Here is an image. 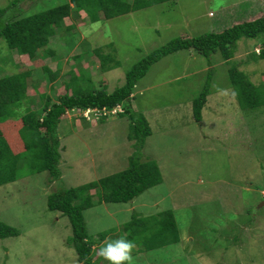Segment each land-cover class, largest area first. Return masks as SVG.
<instances>
[{
    "label": "rangeland",
    "instance_id": "rangeland-1",
    "mask_svg": "<svg viewBox=\"0 0 264 264\" xmlns=\"http://www.w3.org/2000/svg\"><path fill=\"white\" fill-rule=\"evenodd\" d=\"M67 1L0 0V10H7V19L17 18ZM135 3L131 6L140 1ZM262 15L264 0H167L108 18L99 12L94 21L83 10L73 12L64 26L74 27H61L34 59L10 49L0 37V76L30 72L20 89L24 96L18 92L24 100L20 111L30 106L36 113L48 96L57 101L71 94L75 79L88 89L112 92L146 56L173 39L220 32ZM5 20L0 16V26ZM263 46L264 35L244 37L229 60L220 52L209 59L193 48L179 50L139 78L130 114L87 119L82 111H68L58 128L61 177L50 180L47 171L28 175L23 167L20 179L0 185V220L20 231L0 238V264H83L69 242L68 216L49 210L48 196L127 168L134 151L128 137L131 114L149 121L152 134L143 159L159 163L163 182L126 203L99 202L91 190L95 206L84 215L89 238L96 241L94 260L108 263L97 255L99 248L127 233L124 224L134 212L148 216L172 209L180 241L149 251L138 245L132 264H264V106L241 109L229 78L235 66L255 84H264V60L258 58ZM210 73L199 122L193 101ZM22 124L21 117L1 124L17 150L24 148ZM110 229L115 231L99 240L100 232Z\"/></svg>",
    "mask_w": 264,
    "mask_h": 264
},
{
    "label": "trees",
    "instance_id": "trees-1",
    "mask_svg": "<svg viewBox=\"0 0 264 264\" xmlns=\"http://www.w3.org/2000/svg\"><path fill=\"white\" fill-rule=\"evenodd\" d=\"M140 1L139 5L131 6L133 2ZM68 0L47 10L20 16L17 18L6 17V9L0 10L1 18L5 22L0 26V37H3L9 48L19 54L28 55L34 59L41 56V50L50 44L51 38L63 29L65 19L73 12L85 11L89 18L97 20L99 12H104L105 17L113 14H123L128 10H135L153 2L167 0ZM13 5L15 3L13 2ZM69 29L74 27L64 26ZM264 35V15L238 22L220 32H207L203 35L186 38H175L167 45L157 49L146 56L127 76L126 82L109 92L106 87L101 89H88L87 86L77 84V79L72 82V93L58 96L53 101L50 96L46 98L38 112L26 106L23 112L20 108L24 105L23 98L27 85L29 71L0 76V185L14 182L24 174L21 170L27 168L26 174L47 171L50 180L61 177L60 163L62 159L61 137L58 132L62 118L70 110L83 111L87 108H112L117 104H124L125 113H131L132 95L139 78H142L151 66L167 55L183 49L193 48L202 56L211 58L220 52L229 60L234 56L238 42L246 37L258 39ZM72 36V35H71ZM53 52V50H50ZM264 60V46L258 54ZM210 72H213L210 69ZM213 73L209 74L207 84L201 94L193 101V114L197 121L203 119V108L210 94ZM230 82L234 88L239 106L245 111L255 110L264 106V84H255L246 72L233 66L229 69ZM129 139L133 141L134 151L129 157V166L124 170L104 176L98 180L81 184L75 187L60 189L48 196L49 210L60 211L68 216L72 235L69 242L75 248L79 262L83 264H98L94 260L95 240L89 238L87 221L84 211L95 206L92 189L99 194V202L126 203L163 182V174L159 163L153 159H143L147 138L152 134L148 119L133 114ZM22 118L19 129V138L23 150H17L2 132L1 124L12 118ZM104 119V117H102ZM127 231L122 237L140 245L143 250L158 249L180 241V232L172 209H166L156 214L141 216L134 212L131 220L124 224ZM115 231L100 232L99 240H104ZM20 234L15 228L0 220V238L17 236ZM141 248L138 249L140 251ZM106 264H109L106 263Z\"/></svg>",
    "mask_w": 264,
    "mask_h": 264
},
{
    "label": "clouds",
    "instance_id": "clouds-1",
    "mask_svg": "<svg viewBox=\"0 0 264 264\" xmlns=\"http://www.w3.org/2000/svg\"><path fill=\"white\" fill-rule=\"evenodd\" d=\"M135 247V242L126 237L109 239L101 245L97 255L109 264H132Z\"/></svg>",
    "mask_w": 264,
    "mask_h": 264
},
{
    "label": "built area",
    "instance_id": "built-area-1",
    "mask_svg": "<svg viewBox=\"0 0 264 264\" xmlns=\"http://www.w3.org/2000/svg\"><path fill=\"white\" fill-rule=\"evenodd\" d=\"M125 110H126V108H125L124 104H117L112 108H107V107L87 108V109L83 110L82 112H83V115L87 119H91V117H90L91 114H94L96 116V119H98V118L106 117L109 115H116V114H119L120 112H125Z\"/></svg>",
    "mask_w": 264,
    "mask_h": 264
}]
</instances>
